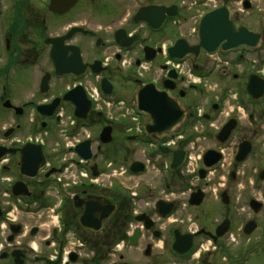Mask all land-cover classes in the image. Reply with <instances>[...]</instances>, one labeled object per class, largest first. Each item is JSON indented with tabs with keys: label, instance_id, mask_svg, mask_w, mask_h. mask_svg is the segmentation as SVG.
Returning a JSON list of instances; mask_svg holds the SVG:
<instances>
[{
	"label": "flooded vegetation",
	"instance_id": "obj_1",
	"mask_svg": "<svg viewBox=\"0 0 264 264\" xmlns=\"http://www.w3.org/2000/svg\"><path fill=\"white\" fill-rule=\"evenodd\" d=\"M50 3L51 0H0V264H106L110 248L102 236L109 220L100 232H94L79 224L84 207H75L70 197L58 203L60 188L56 178L60 167L66 165L62 164L66 128L76 122L89 129L95 140L92 125L111 127V144L118 139L109 146L114 150L112 154L126 159L129 144L136 145L126 132L129 122L113 123L105 115L111 119L124 117L139 86L151 79L158 91L174 98L184 111L181 127L201 109L206 135L200 148L221 153L222 163L230 151L234 168L240 169L264 138V0H57V12L50 10ZM222 9L233 27L232 51L219 49L211 56L200 49L197 55L180 61L191 76L170 77V66L179 61L171 56L170 49L179 40L189 47L200 46L201 19ZM140 12L144 13L138 16ZM52 39L54 58L49 42ZM147 58L149 68L140 78L138 71L147 64ZM103 81L111 89L110 96L102 95L97 100L103 112L96 114L91 102L87 118L77 119L76 104L64 97L73 92L74 99H82L83 95L86 100H90L89 95L96 99L93 90L102 92ZM115 90L132 95H114ZM108 100L113 105L104 103ZM120 101H124V107L117 106ZM130 112L147 121L146 115ZM230 122L235 125L231 137L220 144L217 134ZM37 135L41 138L36 142ZM244 142L250 143L251 155L243 164H236L238 149ZM27 144L40 145L44 163L34 150L27 158L29 168L22 171V149ZM187 146L183 145L185 155L175 171L170 170L172 155L153 160L149 170L167 171L170 179L162 189L165 195L152 205L144 201L153 199L155 193L151 190L144 197L149 190L138 189L139 185L120 187L103 196L106 203L116 206L115 213L119 205L126 211L122 223L124 238L114 244L113 251L128 248L145 253L150 246V256L154 253V259H162L163 264H218L216 255L228 261L226 264H239L246 250L264 244V237L250 244L259 223L248 221L256 224L250 234L243 232L248 222L242 227L241 232L249 241L246 249H234L239 251V257L229 256L224 243L234 236L231 221L228 234L216 239L220 223H189L187 215L205 206L207 196L202 183L211 170L206 171L204 179L199 178L202 164H198L197 171H191L186 162ZM96 148L90 164H97L100 171L108 149ZM149 170L145 165L144 173ZM252 173L264 183L259 170L245 171L243 175ZM194 179L198 185L190 187ZM199 190L205 193L204 201L192 207L191 195ZM75 194L80 200L97 196L92 189H81ZM157 201L171 207L165 219L156 213ZM131 215H145L155 223L154 229L148 231L139 224L134 228ZM199 218L197 213L193 219ZM37 219H48L54 225L48 229L44 225H26ZM137 230L139 235L133 240ZM189 235L192 240L187 248Z\"/></svg>",
	"mask_w": 264,
	"mask_h": 264
},
{
	"label": "water",
	"instance_id": "obj_2",
	"mask_svg": "<svg viewBox=\"0 0 264 264\" xmlns=\"http://www.w3.org/2000/svg\"><path fill=\"white\" fill-rule=\"evenodd\" d=\"M50 10L57 12V0H51ZM144 13V12H142ZM140 12L138 16H141ZM232 33L233 27L229 21L228 15L224 9L219 11H213L205 15L199 24L198 39L201 44L198 47H189L183 40H179L175 46L170 49L169 53L174 59L182 60L190 54H198L200 49H203L207 54L212 55L221 49L223 52L232 51ZM52 44L51 57L54 58L55 54V42L54 39L49 41ZM149 61L150 59L147 58ZM54 61V59H53ZM97 74L99 71H95ZM175 72L169 74L170 77H175ZM166 89H170L168 85H165ZM102 90L106 95L111 93L110 87L107 85L106 81H103ZM249 90H251V85H249ZM72 93H68L64 99L72 101L76 104L75 116L79 119H86L91 108V103L83 98L74 99ZM138 108L142 113H145L149 121L143 127L142 131L151 138L160 139L163 142L166 141V135L169 134L173 129H175L185 118L184 111L180 108L178 102L165 92L158 91L153 84L141 85L136 93ZM235 125L230 122L227 124L221 132L217 135V140L224 144L231 137L232 131ZM112 129L106 127L103 129L100 141L103 144H109L112 141ZM130 140H133L131 138ZM93 141H86L81 143L75 149L77 155L85 160L90 161L93 158L91 147ZM37 150L39 154V159L41 164L44 163L43 153L40 146L26 145L23 150V170L29 168L30 164L27 163V158H29V153ZM251 145L248 142H244L240 145L239 151L236 157V164L244 163L251 153ZM160 151L163 154H170L171 151L162 147ZM174 158L171 166L172 170L178 168L181 164L184 153L182 151L173 152ZM1 158V157H0ZM222 160V156L214 151L209 150L205 153L203 157V164L206 169H211L217 166ZM131 173L138 175L144 171V165L140 162H134L130 167ZM94 177L98 176L96 167L92 168ZM206 172L204 170L200 171V178H204ZM260 179L264 180V171L260 175ZM222 202L225 205L229 204V197L227 193L222 194ZM204 199V194L200 191L191 196L190 204L193 206H199ZM75 206L77 208L84 207V213L80 219V223L84 228L92 229L98 232L102 229L103 223L110 218L115 210V206L111 204L104 203L102 197H88L85 200H80L78 197L74 199ZM250 207L255 214L260 213L263 205L255 200L250 202ZM157 213L165 218L169 212L170 207L162 201L158 202L156 205ZM138 222H144L147 230L154 228V224L148 220L144 215L137 218ZM230 228V221L225 220L216 230V238L224 236ZM256 229L255 222L248 223L244 228L245 234H250ZM136 233L135 238L138 236ZM158 236V234H156ZM134 238V240H135ZM188 247L190 248L192 236H189ZM214 238V239H216ZM146 255H150V247L146 251Z\"/></svg>",
	"mask_w": 264,
	"mask_h": 264
},
{
	"label": "rangeland",
	"instance_id": "obj_3",
	"mask_svg": "<svg viewBox=\"0 0 264 264\" xmlns=\"http://www.w3.org/2000/svg\"><path fill=\"white\" fill-rule=\"evenodd\" d=\"M162 63L163 61L160 62V64ZM150 81L151 79L145 80V82ZM113 94L122 96L132 95L128 92H122L120 90H115ZM244 123H246V120H244ZM102 128V125H92L91 130L96 136V141H98V137L101 133ZM18 137L20 138L21 136ZM261 137H264V134ZM117 140L118 139H115V142ZM146 142L147 141L145 137L143 135H140L138 139V146H136L135 144H129L131 146L128 150V157L126 159H121L118 156L112 154L114 150H112L109 146H112L114 143L105 146V150L108 149V152L104 154V159H108L109 161L114 162L116 165L128 167L130 162L136 158V152L138 153L139 149L145 148L149 150L148 144ZM228 153H230V155ZM228 153H226L225 160L223 161L221 166L217 167L215 171L211 172L208 179L202 183V187L205 189V193L207 196L205 206H203L201 211H194V213H190L189 216L187 215L186 219L189 220V223L193 224V226L200 223L203 224L206 221H211L212 223L217 222L218 224L225 219H229L233 225L232 233L234 236L232 238L228 237L226 241H224V243L226 244L225 247L227 249V252L229 253V256L238 254L239 257V251H235L234 249H246V245L249 241L248 238H246L241 232V229L246 222L254 219L255 221H257V223H259V228L251 237L252 239L250 241V244H253L254 242L264 237V208L258 215H254L249 207V202L252 199H257L262 204H264V183H261L259 181L256 174L253 175L254 172L249 175H243L245 171L259 170L260 173V171L264 169V138H261L259 140V143H257L256 150L253 152L250 160H248V162L238 170H236L233 166L232 153L230 151ZM169 179L170 176L167 171H156L151 168L149 172L138 177L130 178L128 177V175H126V180L124 182L127 187L139 185L138 189L141 188L143 190H149L148 194H144V197H146V195L148 196L151 193V190H153V193H155L153 199L150 200L149 198L144 201L145 203L152 205L155 199L161 198L165 195L162 192V189L164 188L165 183L169 182ZM252 181L254 185H252ZM193 185H198L196 179L191 180L190 187H192ZM224 191L227 192L230 199V203L228 206L224 205L221 201V194ZM197 213L200 215L199 220L193 219L194 216H197ZM205 217L206 219H204ZM26 225L28 227L32 225H44L43 227L48 229V226H52L54 225V223H50V220L48 219H37V221L26 222ZM194 228L195 227H193V230ZM139 247H141L140 244ZM216 253L219 254L218 252ZM215 257L218 264L228 263V261L225 262L223 260V257L220 255H216ZM116 263L163 264L164 262L162 261V259L160 260V262H157L154 259V253H152L150 257H146L144 251L142 252L139 249L126 248L125 250L119 252L113 251L112 247V249L109 251V254L107 255L106 264ZM239 264H264V244L256 245L246 250V254L242 257V260Z\"/></svg>",
	"mask_w": 264,
	"mask_h": 264
},
{
	"label": "trees",
	"instance_id": "obj_4",
	"mask_svg": "<svg viewBox=\"0 0 264 264\" xmlns=\"http://www.w3.org/2000/svg\"><path fill=\"white\" fill-rule=\"evenodd\" d=\"M126 211L122 205H119L118 211L113 215L112 219L107 223V231L102 236V241L105 245L111 246L114 242L118 241L124 236V229H122V223Z\"/></svg>",
	"mask_w": 264,
	"mask_h": 264
}]
</instances>
